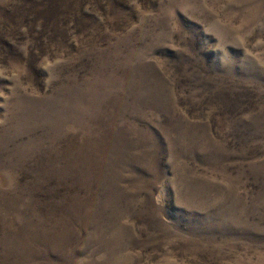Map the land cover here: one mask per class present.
Instances as JSON below:
<instances>
[{"label":"rangeland","instance_id":"1","mask_svg":"<svg viewBox=\"0 0 264 264\" xmlns=\"http://www.w3.org/2000/svg\"><path fill=\"white\" fill-rule=\"evenodd\" d=\"M0 264H264V0H0Z\"/></svg>","mask_w":264,"mask_h":264}]
</instances>
